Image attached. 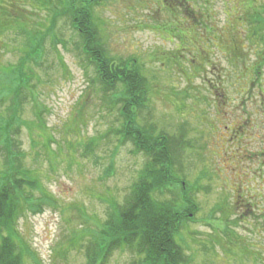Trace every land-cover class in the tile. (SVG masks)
Masks as SVG:
<instances>
[{
  "label": "rangeland",
  "instance_id": "rangeland-1",
  "mask_svg": "<svg viewBox=\"0 0 264 264\" xmlns=\"http://www.w3.org/2000/svg\"><path fill=\"white\" fill-rule=\"evenodd\" d=\"M20 1H0V16L7 3ZM49 1L48 15L33 0L23 5L26 36L34 38L28 31L43 30L51 18L58 44L46 38L38 48L34 83L43 110L36 115L22 104V121L35 128L30 134L22 125L12 150L23 155L16 166L33 172L50 200L16 213L14 228L29 252L23 264H86L87 234L112 203H123L145 158L118 135L120 86L104 89L78 49L69 12ZM210 1L211 39L194 30L198 14L209 11L206 0L190 3L195 20L177 12L178 0L167 7L159 0H101L92 10L96 40L117 62L138 59L148 94L136 122L166 134L173 172L198 206L174 237L185 264H264V0ZM23 39L14 30L0 36L1 69L16 63ZM2 161L0 154V170ZM181 196L170 186L159 197ZM138 261L121 249L105 264Z\"/></svg>",
  "mask_w": 264,
  "mask_h": 264
},
{
  "label": "trees",
  "instance_id": "trees-1",
  "mask_svg": "<svg viewBox=\"0 0 264 264\" xmlns=\"http://www.w3.org/2000/svg\"><path fill=\"white\" fill-rule=\"evenodd\" d=\"M33 1V4H39L41 11L45 10L48 15L53 1ZM100 1L54 0V3H60L69 12L70 25L79 38L78 49L93 66L95 76L104 89L120 86L121 122L118 135L123 143L130 142L134 151L141 153L145 160L123 203L118 206L112 203L106 220L100 222L96 231L87 234L88 241L84 248L86 264H105L114 250L121 249H127L138 257L139 261L135 264H185V251L176 243L174 237L185 223L193 220L198 206L194 197L186 190L182 179L173 172L175 168L166 134L153 135L148 127L143 128L136 122V109L144 105L148 94V89L143 87L144 77L139 69L138 59L117 62L107 55L102 44L96 40L92 10ZM168 1L170 2L159 0L166 7L171 4ZM206 2L209 4V11L198 12L194 30L208 40L211 35L206 34L205 29L210 25L215 32L216 21L214 2ZM24 3L25 0H21L18 5L7 3L9 11L2 12L0 16V36L7 30H14L23 34L25 41L16 47L21 54L16 63L11 67L0 68V154L3 157L0 170V264H23L24 256L29 255L23 248L25 245L21 236L15 232V214L25 210L37 211L41 204L50 200V196L41 188L39 178L33 176V172L16 166L15 160L23 155L12 150L13 143L17 142L16 134L22 125L28 127L30 134L35 128L22 121V104L29 102L34 113L38 111L36 115H40L43 110L37 105V87L34 83L39 72L34 68H39L38 48L43 47L46 38L51 39L53 46L58 44L51 18L43 30L31 28L28 31L34 33V38L26 36L24 27L28 19L24 16ZM190 3L192 0H178L177 8H174L195 20L194 11H189ZM11 23L17 26L11 27ZM248 23L253 25L257 21L251 20ZM258 70L259 68L254 67L253 74ZM31 142L33 146L37 145L33 138ZM170 186L182 189L183 197L181 196L180 201L168 202L160 199L159 196ZM35 192H39L40 196L35 197Z\"/></svg>",
  "mask_w": 264,
  "mask_h": 264
},
{
  "label": "flooded vegetation",
  "instance_id": "flooded-vegetation-1",
  "mask_svg": "<svg viewBox=\"0 0 264 264\" xmlns=\"http://www.w3.org/2000/svg\"><path fill=\"white\" fill-rule=\"evenodd\" d=\"M258 58V57H257ZM260 62H258V64H259ZM257 64V63H256ZM258 65H256L255 67H257ZM253 70H254V68H253ZM253 70H252V72H251V74H253ZM235 132H237V130L235 131ZM224 136H225V134H224ZM183 139V137H181V140Z\"/></svg>",
  "mask_w": 264,
  "mask_h": 264
}]
</instances>
